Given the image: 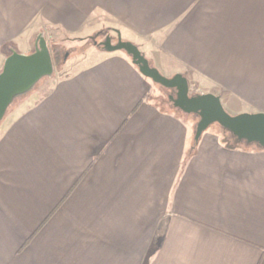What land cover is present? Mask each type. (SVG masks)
I'll list each match as a JSON object with an SVG mask.
<instances>
[{
    "label": "crops",
    "instance_id": "crops-1",
    "mask_svg": "<svg viewBox=\"0 0 264 264\" xmlns=\"http://www.w3.org/2000/svg\"><path fill=\"white\" fill-rule=\"evenodd\" d=\"M104 29L228 113L264 114V0H0V74L40 37ZM67 70L0 124V264H264V147L196 145L125 52Z\"/></svg>",
    "mask_w": 264,
    "mask_h": 264
},
{
    "label": "water",
    "instance_id": "water-1",
    "mask_svg": "<svg viewBox=\"0 0 264 264\" xmlns=\"http://www.w3.org/2000/svg\"><path fill=\"white\" fill-rule=\"evenodd\" d=\"M99 45L107 53H127L143 76L174 92L170 100L175 109L186 115H196L200 118L194 137L196 145L212 125L218 124L238 142L244 141L250 145L257 144L264 147L263 113H243L233 116L225 110L219 96L214 94L192 96L187 78L183 75H176L173 78L163 76L157 68L151 66L137 45L123 41L119 33L116 44L113 43L111 36H107L106 40ZM54 70L49 44L42 37L33 54L26 56L13 53L6 60L0 74V124L14 98L27 92L43 78L53 75Z\"/></svg>",
    "mask_w": 264,
    "mask_h": 264
},
{
    "label": "rangeland",
    "instance_id": "rangeland-1",
    "mask_svg": "<svg viewBox=\"0 0 264 264\" xmlns=\"http://www.w3.org/2000/svg\"><path fill=\"white\" fill-rule=\"evenodd\" d=\"M109 30L104 29L98 34L94 35L89 39L82 41L78 40H59V41H49V48L52 53V58L55 66V70L53 75L49 77H45L42 80H40L35 86H33L31 89H29L25 93H21L20 95L16 96L11 104V106L8 109V112L6 116L8 115L9 111L13 109V107L19 103L21 100H24L25 98L29 97L31 94L35 92H42V91H48L51 86L53 85V82L49 81H57L63 78L67 74V68L70 64L78 61L81 57H84L86 52L91 50L94 45H96L99 50H104L102 46L99 44L101 42H104L106 40L107 36H111L109 34ZM112 39H115L113 36H111ZM97 43V44H96ZM116 44V43H115ZM151 66L155 67L153 62H151ZM39 92V93H40ZM204 91L199 90L198 86L193 85L190 89V94L192 96L195 95H201ZM174 92L172 90H168L161 85L153 83V90H152V98L162 106H164L167 109L177 111V109L174 108L173 102L170 100V96H172ZM231 114V113H229ZM232 115V114H231ZM5 116V117H6ZM236 116V115H233ZM192 119V122L194 125L197 126L198 122L200 121V118L196 115H190L189 116ZM5 119V118H4ZM3 119V120H4ZM2 120V121H3ZM208 131H217L220 132L224 138V140H230L232 139L233 141H236L233 139V136L223 129L220 125L214 124L212 125ZM231 141V140H230Z\"/></svg>",
    "mask_w": 264,
    "mask_h": 264
},
{
    "label": "trees",
    "instance_id": "trees-1",
    "mask_svg": "<svg viewBox=\"0 0 264 264\" xmlns=\"http://www.w3.org/2000/svg\"><path fill=\"white\" fill-rule=\"evenodd\" d=\"M91 39H92V38H91ZM152 67H153V66H152ZM233 139H234V140H236V138H235V137H233ZM231 140H232V139H231ZM225 143H226V144H227V146H228V147H230V148H233V147H235V145H234V144H232V143H231V141H229V140H225Z\"/></svg>",
    "mask_w": 264,
    "mask_h": 264
}]
</instances>
